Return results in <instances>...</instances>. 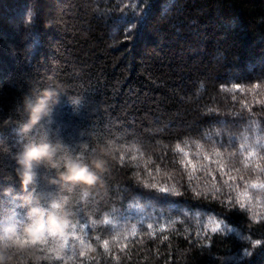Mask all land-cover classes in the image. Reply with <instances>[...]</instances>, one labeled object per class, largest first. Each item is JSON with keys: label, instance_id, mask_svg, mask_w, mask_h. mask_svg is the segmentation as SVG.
Returning a JSON list of instances; mask_svg holds the SVG:
<instances>
[{"label": "trees", "instance_id": "16d2710c", "mask_svg": "<svg viewBox=\"0 0 264 264\" xmlns=\"http://www.w3.org/2000/svg\"><path fill=\"white\" fill-rule=\"evenodd\" d=\"M69 160L97 182L53 183ZM0 264H264V0H0Z\"/></svg>", "mask_w": 264, "mask_h": 264}, {"label": "clouds", "instance_id": "9594fccd", "mask_svg": "<svg viewBox=\"0 0 264 264\" xmlns=\"http://www.w3.org/2000/svg\"><path fill=\"white\" fill-rule=\"evenodd\" d=\"M71 102L73 104L78 103L77 100ZM58 103L57 91L48 88L39 90L34 99L32 96H25L23 100L26 121L22 124L20 132L26 142L23 143L21 151L18 152L16 162L18 175L25 189L34 183L37 175L36 170L41 166L54 168L56 145L47 140L27 139V137L45 118L52 115L54 106ZM98 179V175L91 170L89 164L81 163L79 160H69L64 163L63 170L58 174V179L52 182L59 183L61 187L74 184L92 186ZM27 203L33 205L29 214L37 218H46L50 228H56L57 225L66 226V221H62L58 216L51 214L49 209L42 208L38 201L29 197ZM52 207H56V205L51 202L50 208Z\"/></svg>", "mask_w": 264, "mask_h": 264}, {"label": "snow or ice", "instance_id": "6c2138e0", "mask_svg": "<svg viewBox=\"0 0 264 264\" xmlns=\"http://www.w3.org/2000/svg\"><path fill=\"white\" fill-rule=\"evenodd\" d=\"M159 191H161V192H167V191H169V189H167V188H160ZM220 226H221V223H216V225H215L216 230H219L220 229Z\"/></svg>", "mask_w": 264, "mask_h": 264}]
</instances>
